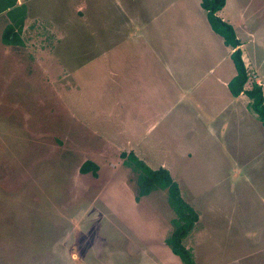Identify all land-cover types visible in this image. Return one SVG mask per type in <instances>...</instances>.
Returning a JSON list of instances; mask_svg holds the SVG:
<instances>
[{
    "label": "rangeland",
    "instance_id": "rangeland-1",
    "mask_svg": "<svg viewBox=\"0 0 264 264\" xmlns=\"http://www.w3.org/2000/svg\"><path fill=\"white\" fill-rule=\"evenodd\" d=\"M200 1L16 0L9 45L0 12V264H182L166 191L138 196L122 153L170 168L198 215L195 264H264V126L203 81L207 59L208 76L236 70ZM217 16L264 78V0H225Z\"/></svg>",
    "mask_w": 264,
    "mask_h": 264
},
{
    "label": "trees",
    "instance_id": "trees-1",
    "mask_svg": "<svg viewBox=\"0 0 264 264\" xmlns=\"http://www.w3.org/2000/svg\"><path fill=\"white\" fill-rule=\"evenodd\" d=\"M15 3L16 0H0V12L7 11V15L11 20V24L6 26L2 34L3 42L8 45L20 43L19 33L22 31L25 17V6L16 7ZM224 4L225 0L200 1V7L206 12L209 26L222 37L224 45L232 50L230 58L236 70V75L228 83V91L233 96L244 94L248 98L247 108L249 112L254 114L256 119L264 126V100L261 87L253 84L250 90H244L243 86L248 76L241 57L239 40L235 37L232 27L217 16V12L222 9ZM121 157L123 163L138 174V196H144L151 191H166L167 204L171 207L174 218L171 221L172 232L165 239V244L182 264H195L192 253L186 248L184 241L193 230L198 215L196 210L182 198L177 182L171 178L167 169L160 167L153 170L133 153H122ZM97 170V166L92 162H85L80 168L81 173L92 172L93 176L97 175Z\"/></svg>",
    "mask_w": 264,
    "mask_h": 264
},
{
    "label": "crops",
    "instance_id": "crops-1",
    "mask_svg": "<svg viewBox=\"0 0 264 264\" xmlns=\"http://www.w3.org/2000/svg\"><path fill=\"white\" fill-rule=\"evenodd\" d=\"M245 17H246V15H243L242 16V20H244L245 19ZM243 24H245V23H243ZM244 28H249V27H244ZM248 36H249V38H251L252 40H255V34H252V33H250L249 31H248ZM224 44V43H223ZM240 47H242V45L240 46ZM194 48V47H193ZM193 48H191L190 50H192V52H193ZM225 50L228 52V55L229 54H231L232 53V50H231V48L230 47H227V46H225ZM197 52H198V50H197ZM195 53V52H194ZM206 54H207V52H206ZM243 59H244V57H245V53L243 52ZM195 55H196V53H195ZM241 56H242V52H241ZM245 61V60H244ZM243 61V62H244ZM206 63L207 64H205V63H203V64H201V65H199V67L200 68H203L202 70H200V68H199V71H200V73L202 74L203 72V74H204V76H203V81H208V83L209 84H212V83H215V84H217V83H219L221 86H224V85H228V83L235 77V76H223V78H220V77H218V76H208V75H211V74H214V71H213V69L212 68H209V66L211 65V67H213L215 70H216V66H219L218 65V63L217 64H211L210 62H208V59L206 60ZM220 64V63H219ZM245 64V63H244ZM196 67V66H195ZM196 68H198V67H196ZM246 70H247V68H246ZM248 71V70H247ZM247 76H248V81L244 84V90H248L249 88H251L252 86H253V84H257V85H259L260 87H261V90H262V95H263V97H264V78L262 77V78H260V76L257 74V72L256 71H254V70H251L250 72H247ZM228 90H229V88H228ZM227 90V91H228ZM228 94H229V91H228ZM230 95V97H231V99L232 100H237V101H239V100H242L243 101V99L245 98L246 100H245V102H244V106H245V108L248 110V108H247V105H248V98L246 97V96H242V94H240V95H238V96H236V97H233L232 96V94L230 93L229 94ZM194 108V111H196L197 113H199V115H200V117L205 121V119H204V117H203V114L204 113H202L201 112V110H203V112H205V108L204 109H201V110H199L198 108H195V107H193ZM248 113V112H247ZM248 116H249V114H248ZM255 123H256V125L258 126V125H260L261 126V123L260 122H258L257 120H253ZM262 127V126H261ZM191 128H193L194 129V132L193 133H195L196 134V132H197V127H192L191 126ZM263 136H264V133L262 132V140H263ZM168 152H169V150H168ZM167 153V151L165 152V154ZM164 154V155H165ZM195 154L196 153H194V156H195ZM171 155V154H170ZM166 157L168 156V153L165 155ZM186 157H187V160L188 159H191V158H193L192 156H190V153L189 154H186ZM189 157V158H188ZM141 160V159H140ZM161 166V165H160ZM163 166V165H162ZM163 168H165V169H167V170H170V168L169 167H167V166H165V167H163ZM177 184H178V182H177ZM178 186H179V184H178ZM189 205H191L193 208H195L194 207V205L192 204V203H188Z\"/></svg>",
    "mask_w": 264,
    "mask_h": 264
}]
</instances>
